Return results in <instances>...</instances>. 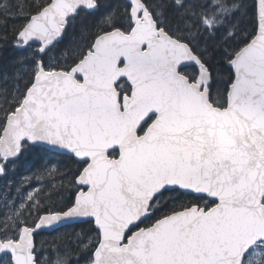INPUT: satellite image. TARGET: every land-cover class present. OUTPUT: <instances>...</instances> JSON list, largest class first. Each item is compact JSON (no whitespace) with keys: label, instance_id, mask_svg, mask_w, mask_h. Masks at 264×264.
<instances>
[{"label":"snow or ice","instance_id":"6c2138e0","mask_svg":"<svg viewBox=\"0 0 264 264\" xmlns=\"http://www.w3.org/2000/svg\"><path fill=\"white\" fill-rule=\"evenodd\" d=\"M9 48L0 264H264V0H0Z\"/></svg>","mask_w":264,"mask_h":264},{"label":"trees","instance_id":"16d2710c","mask_svg":"<svg viewBox=\"0 0 264 264\" xmlns=\"http://www.w3.org/2000/svg\"><path fill=\"white\" fill-rule=\"evenodd\" d=\"M17 55V53H14L12 49H5L0 50V68H7L8 71H11V68L9 67L11 58ZM5 181L3 179H0V187L3 186ZM76 227L75 225H67L62 228H59L53 232H44L40 233L35 237V242L37 245L38 251L43 252L44 250L49 249L50 243L52 240L60 233L70 231L72 228Z\"/></svg>","mask_w":264,"mask_h":264},{"label":"water","instance_id":"95a60500","mask_svg":"<svg viewBox=\"0 0 264 264\" xmlns=\"http://www.w3.org/2000/svg\"><path fill=\"white\" fill-rule=\"evenodd\" d=\"M67 225H71V224H67ZM67 225H63V226H61V227H57V228H55V230H57V229H59V228H62V227H64V226H67ZM55 230H53V231H55ZM53 231H43V232H40V233H44V232H53ZM39 233V234H40Z\"/></svg>","mask_w":264,"mask_h":264}]
</instances>
